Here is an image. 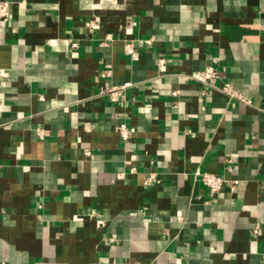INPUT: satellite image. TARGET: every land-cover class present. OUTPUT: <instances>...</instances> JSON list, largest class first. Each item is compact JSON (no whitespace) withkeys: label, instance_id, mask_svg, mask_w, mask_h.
Returning <instances> with one entry per match:
<instances>
[{"label":"crops","instance_id":"crops-1","mask_svg":"<svg viewBox=\"0 0 264 264\" xmlns=\"http://www.w3.org/2000/svg\"><path fill=\"white\" fill-rule=\"evenodd\" d=\"M7 1L0 264H264V0Z\"/></svg>","mask_w":264,"mask_h":264},{"label":"built area","instance_id":"built-area-1","mask_svg":"<svg viewBox=\"0 0 264 264\" xmlns=\"http://www.w3.org/2000/svg\"><path fill=\"white\" fill-rule=\"evenodd\" d=\"M10 18V3L7 0H0V23L8 22ZM92 25V24H89ZM110 75V71L106 70L102 72V76L106 77ZM198 82H200L205 88L216 89L222 94L226 95L230 99H240L244 101L245 99L238 94L230 84H224L220 88L215 86L216 80L219 78L217 69L210 65L204 68L201 72L193 76ZM128 86L124 84L121 87L112 86L109 88H103L102 92L107 94L111 102H118L122 99V91ZM204 93V91H203ZM116 131L122 140L126 141L130 138L133 133V129L129 128L123 124L116 126ZM47 134V132L41 128L35 129V135L42 139ZM149 180V179H148ZM147 180V181H148ZM201 181L208 188L211 195L221 192L223 185L227 182L223 177L217 176L212 173L201 174ZM256 233V229L253 231Z\"/></svg>","mask_w":264,"mask_h":264}]
</instances>
